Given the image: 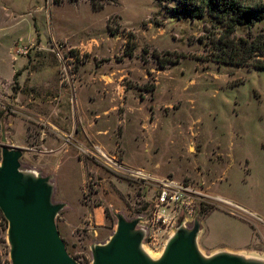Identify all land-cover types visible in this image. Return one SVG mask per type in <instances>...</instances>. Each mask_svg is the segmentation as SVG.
<instances>
[{"label":"rangeland","instance_id":"obj_1","mask_svg":"<svg viewBox=\"0 0 264 264\" xmlns=\"http://www.w3.org/2000/svg\"><path fill=\"white\" fill-rule=\"evenodd\" d=\"M102 4L0 0V163L3 146L20 147V169L50 178L81 264L118 214L157 209L162 178L199 192L173 226L199 220L204 256L264 260V69L214 60L220 39L262 38L264 18L230 33L176 0ZM7 230L0 264H12ZM164 243L144 245L157 258Z\"/></svg>","mask_w":264,"mask_h":264},{"label":"water","instance_id":"obj_2","mask_svg":"<svg viewBox=\"0 0 264 264\" xmlns=\"http://www.w3.org/2000/svg\"><path fill=\"white\" fill-rule=\"evenodd\" d=\"M22 155L20 147L2 148L0 209L8 221L12 264H81L69 253L56 223L64 203L53 201L49 177L20 169ZM117 218L111 237L92 246L93 264H264L230 252L204 256L197 245L199 220L193 227H179L161 256L153 259L142 248L139 219L123 214Z\"/></svg>","mask_w":264,"mask_h":264},{"label":"trees","instance_id":"obj_3","mask_svg":"<svg viewBox=\"0 0 264 264\" xmlns=\"http://www.w3.org/2000/svg\"><path fill=\"white\" fill-rule=\"evenodd\" d=\"M94 9H100L105 0H90ZM177 10L194 17L210 16L228 32L236 30L238 24L255 22L264 18V4L257 0H176ZM260 39L240 37L237 41L219 40L218 53L214 60L236 64H249L264 69V34ZM255 57V58H252ZM262 57V58H261ZM253 59V61H252ZM172 61V60H170ZM8 227V221L0 209V235Z\"/></svg>","mask_w":264,"mask_h":264},{"label":"built area","instance_id":"obj_4","mask_svg":"<svg viewBox=\"0 0 264 264\" xmlns=\"http://www.w3.org/2000/svg\"><path fill=\"white\" fill-rule=\"evenodd\" d=\"M157 183L159 188L157 209H154L148 216L137 217L139 219L137 228L144 233L142 244L147 242L151 246H157L158 244L161 246L165 242V249L170 238L179 228L174 229L173 226L177 220H180L179 207L191 203L194 194H199V192L194 190L192 186L172 178H162L157 180ZM168 210H170L169 216L167 214ZM167 236L169 238L166 240Z\"/></svg>","mask_w":264,"mask_h":264},{"label":"crops","instance_id":"obj_5","mask_svg":"<svg viewBox=\"0 0 264 264\" xmlns=\"http://www.w3.org/2000/svg\"><path fill=\"white\" fill-rule=\"evenodd\" d=\"M94 211H95V213L98 215L97 223H98L99 225L104 224V223H105V219H106V215H105L104 212H103V208H102L101 206H99V205H96V206L94 207Z\"/></svg>","mask_w":264,"mask_h":264},{"label":"bare ground","instance_id":"obj_6","mask_svg":"<svg viewBox=\"0 0 264 264\" xmlns=\"http://www.w3.org/2000/svg\"><path fill=\"white\" fill-rule=\"evenodd\" d=\"M142 248L146 252V254H148L151 258L156 259V256H155L156 254H154L153 251H151L148 248H146L144 244H142ZM240 255L243 256V257H245L246 259H254V260H258V261H261V262L264 263V260L263 259H260V258H258V259L257 258H251V257H248V256H246L244 254H240Z\"/></svg>","mask_w":264,"mask_h":264}]
</instances>
